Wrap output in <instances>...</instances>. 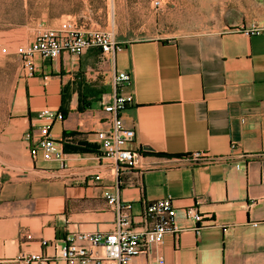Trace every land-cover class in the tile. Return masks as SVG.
I'll return each instance as SVG.
<instances>
[{
  "label": "crops",
  "instance_id": "crops-1",
  "mask_svg": "<svg viewBox=\"0 0 264 264\" xmlns=\"http://www.w3.org/2000/svg\"><path fill=\"white\" fill-rule=\"evenodd\" d=\"M117 39L124 48L114 55L91 48L80 57H38L35 75L19 82L12 140L0 157V264H25L22 253L53 255L78 232L111 231L116 212L106 191L133 203L139 227L148 201L170 198L184 229L131 264H264V156L241 169L173 160L193 151L228 154L232 143L236 161L264 154V33ZM119 71L132 76L120 90L133 95L122 114L136 132L130 146L147 149L131 168L104 156L97 137L111 126L103 102ZM43 108L64 114L52 127L62 159L31 153L27 137ZM193 205L204 215L200 234L185 212Z\"/></svg>",
  "mask_w": 264,
  "mask_h": 264
},
{
  "label": "built area",
  "instance_id": "built-area-1",
  "mask_svg": "<svg viewBox=\"0 0 264 264\" xmlns=\"http://www.w3.org/2000/svg\"><path fill=\"white\" fill-rule=\"evenodd\" d=\"M161 0H155L159 7ZM247 34L264 33V25L253 23L245 28H238ZM98 48L103 54L114 55L124 48V44L111 31L102 29H84L73 21L63 22L58 27L40 31L35 39L27 44L17 46L22 70L26 77L34 76L37 71L38 57L55 60L63 53L80 57L87 50ZM132 81L129 72L119 71L113 76L115 90L110 101L103 102L105 112L111 114V126L100 130L97 137L101 143L102 154L113 158L119 165L134 167L139 163L143 152L130 145L134 142L136 132L127 127L123 119V111L133 103L131 93L120 90ZM42 121L37 132L29 133V145L32 155L36 156L41 150L46 159H62L63 151L57 149L52 127L56 121L64 119V114L51 108H43L38 114ZM236 143L230 146V152L224 155L212 154L208 151H193L174 158L178 165L210 166L213 164L232 163L237 169L244 168L253 159L261 158L264 154L241 153L236 161ZM105 197L110 207L116 212L114 228L107 233L78 232L70 236L65 244L56 249L55 254L22 253L19 259L25 264L39 262L40 264H131L132 259L145 249L162 242L166 234H179L184 231L176 220L173 203L170 198L151 200L145 204L142 212V227L137 225L133 216V203L123 201L119 194L106 191ZM188 218L196 225L195 231L200 234L204 215L196 205L185 209ZM49 245V242H44ZM159 264H163L159 262Z\"/></svg>",
  "mask_w": 264,
  "mask_h": 264
},
{
  "label": "rangeland",
  "instance_id": "rangeland-1",
  "mask_svg": "<svg viewBox=\"0 0 264 264\" xmlns=\"http://www.w3.org/2000/svg\"><path fill=\"white\" fill-rule=\"evenodd\" d=\"M154 1L0 0V157L12 140V105L26 78L15 50L40 31L77 20L121 39H172L264 25V0H161L159 7Z\"/></svg>",
  "mask_w": 264,
  "mask_h": 264
}]
</instances>
